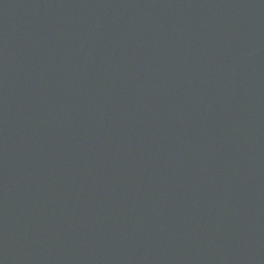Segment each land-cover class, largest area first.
Instances as JSON below:
<instances>
[{
  "label": "water",
  "instance_id": "1",
  "mask_svg": "<svg viewBox=\"0 0 264 264\" xmlns=\"http://www.w3.org/2000/svg\"><path fill=\"white\" fill-rule=\"evenodd\" d=\"M0 264H264V0H0Z\"/></svg>",
  "mask_w": 264,
  "mask_h": 264
}]
</instances>
